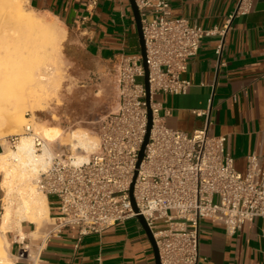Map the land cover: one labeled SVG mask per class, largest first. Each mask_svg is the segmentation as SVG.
<instances>
[{
    "label": "built area",
    "instance_id": "2783aa9c",
    "mask_svg": "<svg viewBox=\"0 0 264 264\" xmlns=\"http://www.w3.org/2000/svg\"><path fill=\"white\" fill-rule=\"evenodd\" d=\"M136 2L146 45L153 119L143 158L138 165L148 125L145 68L141 55L121 53L117 58L118 105L99 120L98 151L76 161L71 148L60 145L41 174L39 188L46 196H55L57 206L45 239L74 227L80 240L143 215L157 242L161 264H198L203 218L222 223L228 235L237 233L245 222L264 218V163L251 153L246 172L238 171L226 150L229 137L210 134L209 119L192 132L166 125L154 95L188 92L191 81L183 75L203 39L216 29L173 17L171 0ZM97 3L91 0L89 10ZM251 5L252 0H238L233 16L247 14ZM21 135L31 136L37 149L44 145L30 124L24 134L10 135L5 141L16 147ZM133 182L137 210L131 197ZM158 222L167 227L156 229Z\"/></svg>",
    "mask_w": 264,
    "mask_h": 264
},
{
    "label": "crops",
    "instance_id": "0c3cea01",
    "mask_svg": "<svg viewBox=\"0 0 264 264\" xmlns=\"http://www.w3.org/2000/svg\"><path fill=\"white\" fill-rule=\"evenodd\" d=\"M90 1L28 0V4L64 23V48L72 63L77 59L72 53L81 48L100 62L115 61L121 53L141 55L130 1L98 0L93 11ZM237 3L171 0L173 17L187 18L216 33L203 39L190 60L183 75L191 81L188 92L157 93L154 99L171 128L192 132L209 119V133L229 137L226 150L236 169L245 173L249 154L256 153L264 163V0H252L247 14L233 16ZM199 111L204 114L198 115ZM55 200L47 196L49 218L56 213ZM46 219L23 220L18 233H7L11 264H155L152 244L137 218L80 240L74 227L46 239L34 238ZM199 254L198 264H264V218L245 222L234 235H228L222 223L203 218Z\"/></svg>",
    "mask_w": 264,
    "mask_h": 264
},
{
    "label": "rangeland",
    "instance_id": "374dc122",
    "mask_svg": "<svg viewBox=\"0 0 264 264\" xmlns=\"http://www.w3.org/2000/svg\"><path fill=\"white\" fill-rule=\"evenodd\" d=\"M24 5L27 14L31 13V15L36 17L42 23H45V25H50L54 27V30L56 29L55 31L57 33L62 34L64 32L63 31L64 28L66 30L64 23L59 21L57 18L46 15L40 11L31 8L28 4V0H24ZM8 10L11 9L9 7L8 8L2 7V4L0 3V50L4 48H5L4 50L11 48L14 49L16 48L15 45L17 46V48L18 45H22L21 46L22 48H28V46L29 47L31 46L32 49L31 52L33 55H35L33 57L36 58L37 57L36 53L44 52L45 50L43 49L45 47H41V48L39 47L42 39L38 35L37 37L35 34L33 35L32 33L34 32L26 25H23L20 21L18 22L16 16L12 15L14 14V12H12V10L9 12ZM7 11L10 13V15ZM10 17L11 18L15 17L18 23L15 22L14 18L12 20ZM20 23L23 26H26V28L20 25ZM16 25L18 26L20 25L19 29L17 28ZM27 28L29 31L27 30ZM20 33L22 35H19ZM29 34L31 35V37L29 36ZM34 36L36 38H34ZM32 39L34 40L32 41ZM66 39H67V30H66V38L64 39L62 43V48H60V50L51 52L47 56L43 54V55H38L36 59L33 58V64L34 66L36 65L35 66L36 73L40 71L42 72L45 71L43 69H45V67L48 66L49 64L56 65L58 68H60L62 72V73L61 72L55 73L56 70L55 69L52 70L53 69L52 68L51 70L48 71L49 74L47 75V81H45V83H43L40 86V88L42 89L41 92L43 95V100L44 97L46 96V101H45L47 104L46 107L44 109L31 110L32 107L30 106V104L23 103L21 106H23L24 108L22 109L25 110L24 111L25 123L23 124V126H21L22 128L12 123L10 119L11 118L10 111L9 109H6L8 107H6L4 104L2 105V107H0V120L4 121V122H0V143L2 145V146L0 145V155L6 153L8 149L16 148L9 146L6 143L5 139L13 134H24L25 126L28 124H30L33 127V129L40 134L42 138H43L41 132L42 126L43 127L58 126L57 128L61 130V136L58 139L53 141L44 140V143L46 142L49 148H51L52 157L60 145L62 146L67 145L69 136L71 132L74 130L87 132V134L92 138V140H94L97 143V145L93 150L87 153H82L83 156L85 155L89 157L91 154L98 151L99 120L103 115H105L109 111L115 110L118 105V100H119V86L117 80L118 62L117 60L111 62H103V61L100 62L95 58L91 59V57L87 55L85 48L83 49L81 48L72 53L77 58L76 62L72 63V61L66 55V50L64 48ZM71 39L72 38L70 37L69 40ZM42 44L44 43L41 42V45ZM60 54L61 56L59 57L58 55ZM58 60L60 61L61 66ZM57 70L59 71V69ZM89 70H91V72H89ZM52 73H54L53 75L55 76H53ZM58 73L59 75L61 74L62 76L61 75L58 76ZM22 76L23 77H21V81L24 91H26L25 88H29L33 90L34 85H35L34 87H36L35 89L39 88V86H37L36 83H34L36 81L33 78H29L31 77L29 73H24V75ZM56 79L57 82L60 81L61 83L55 82ZM56 85H58L59 87ZM5 87L6 86L2 87V89L4 88V91H1L0 89V94H3L2 96L0 95V97L4 101H6L5 104L10 106L9 102H12L10 99L15 100V98L12 97L13 94L10 93V91L4 94L5 91L9 90V89L5 90ZM28 90L26 91L27 93ZM1 98H0L1 100L0 102H3ZM24 105H28V107ZM27 136L29 137V135ZM30 138L32 137L30 136ZM42 151H43L42 147L40 149H37L38 154H40ZM74 156L76 157V155ZM45 169L39 171L38 175L34 176L32 179L34 186L37 187L39 192H42L41 189L39 188V180L42 172L45 171ZM0 179H1V169H0ZM14 194H16V192H14ZM4 197H5V191L4 188L1 187L0 185V212L2 210V204H3L2 198L4 199ZM14 197L16 198L17 196ZM15 203L16 205L18 204V202L16 201ZM50 223H51V219L48 217L41 224L42 226L38 229L37 233L33 235V237L36 239L45 237V234L49 228ZM158 223L159 225L156 227V229H163L167 227V224L163 222H158ZM33 226H35L36 228L35 224H33ZM18 232L19 231L17 229H13L11 232L8 233V236L10 234L13 235Z\"/></svg>",
    "mask_w": 264,
    "mask_h": 264
},
{
    "label": "bare ground",
    "instance_id": "6f19581e",
    "mask_svg": "<svg viewBox=\"0 0 264 264\" xmlns=\"http://www.w3.org/2000/svg\"><path fill=\"white\" fill-rule=\"evenodd\" d=\"M0 3L2 4V7H9L12 12H14V14L12 15L16 16L18 22L20 21L23 25L29 27L34 32L32 33L33 35L35 34L36 37L38 35L42 39L41 42H43L44 44L41 45L40 42L39 47H45L43 48L45 50L44 52L36 53L37 57L38 55L43 54L47 56L51 52L60 50V48H62V43L66 38V30L64 27V32L62 34H59L55 31L56 29L54 30V27L45 25V23H42L36 17L31 15V13L27 14V11H25L24 0H0ZM11 10L8 11L10 12ZM13 18L15 22L18 23L16 18ZM13 18L11 19L13 20ZM21 23L20 25H22ZM16 26L19 29V26ZM26 26L23 27L26 28ZM30 34L29 36L31 37ZM19 35L22 34L20 33ZM36 37L34 36V38ZM33 40L34 39H32V41ZM21 46L22 45H18L17 48V46L15 45L16 48L7 50H4L5 48L2 47L4 48L2 49L3 51L0 50V89L1 91H4V88L2 89V87H8H5V90H9L5 91L4 94L10 91V93L13 94L12 97L15 98V100L10 99L12 102H9L10 100L8 101L10 103V106H8L7 104H5L6 101H4L0 97L3 100V102H0V107H2L3 104L8 107L6 109H9L10 111V119L12 123H14L18 127L23 126V124L25 123V110L22 109L24 107L21 105L23 103H28L32 107L31 110L44 109L47 105L45 102L46 96L43 100V95L41 92L42 89L40 88V86L45 83V81H47L49 70L53 68L52 70H56L55 73L61 72L60 68H58L56 65L47 64L48 66L43 69L45 71L36 73V65L34 66L33 64V58H35L33 56L35 55H33L31 52V46H28V48H22ZM58 56L60 57L61 54ZM57 69H59V71ZM24 73H29L31 75V77L29 78H33L36 81L34 83H36L39 88L35 89L36 87H34V85L33 90L25 88L26 91L29 89L28 93L24 91L21 81V77H23L22 75H24ZM59 73L58 76L61 75H59ZM53 74L54 73H52V75ZM55 82H57V79ZM0 95L2 96L3 94ZM24 106L28 107V105ZM0 122L4 121L0 120ZM57 127L42 126L41 132L44 140L53 141L58 139L61 136V130ZM67 145L71 148L73 155H76V161H83L87 160L88 157L85 155L83 156L82 153H87L93 150L97 143L92 140L87 132L74 130L69 136ZM42 150L43 151L38 154L33 139L30 138V136L28 137L27 135H22L15 149H8L6 153L0 155V185L4 188L5 191V197L4 199L2 198V210L0 212V264H11V260L9 258L10 254L7 250V247L9 245V241L7 239L8 232L12 231L13 229H19L23 220L39 222L40 220L49 217L47 196L46 194H42V192H39L37 187L34 186L32 182L33 177L38 175L39 171L45 169L53 158L51 148H49L46 142L44 143ZM14 192H16V194H14ZM14 196L17 197L15 198ZM15 201L18 202L17 205Z\"/></svg>",
    "mask_w": 264,
    "mask_h": 264
},
{
    "label": "water",
    "instance_id": "95a60500",
    "mask_svg": "<svg viewBox=\"0 0 264 264\" xmlns=\"http://www.w3.org/2000/svg\"><path fill=\"white\" fill-rule=\"evenodd\" d=\"M129 1L131 4L133 13H134V19L136 22L137 32H138V37H139L140 53H141V57H142V63H143V66L145 68V75H144L143 81H144L146 92H147L146 101H147V105H148L147 132H146L145 140H144V143L142 145V148H141V151L139 154V161H138V165H139V163L141 162V160L143 158L146 144L148 143V140H149L153 119H152V111L150 108L149 70H148V65H147V60H146V45H145V39H144V34H143V25H142V20H141V13L139 11V7L137 5L136 0H129ZM133 186H134V182L132 183V187H131V197H132V202H133L134 208H135V210H137V206H136V203H135V200L133 197ZM137 218H138L139 222L141 223L143 229L147 233V236H148V238L152 244L154 256H155V264H161L159 249H158L157 242L155 240V237L153 235L152 230L150 229V227H149V225H148V223L145 220L143 215H138Z\"/></svg>",
    "mask_w": 264,
    "mask_h": 264
}]
</instances>
